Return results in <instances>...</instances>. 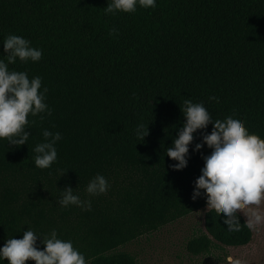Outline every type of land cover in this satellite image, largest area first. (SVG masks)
<instances>
[{
    "label": "trees",
    "instance_id": "obj_1",
    "mask_svg": "<svg viewBox=\"0 0 264 264\" xmlns=\"http://www.w3.org/2000/svg\"><path fill=\"white\" fill-rule=\"evenodd\" d=\"M107 3L0 0V59L8 34L42 50L38 62L9 68L40 76L52 110L43 120L28 117L35 122L24 145L0 139V247L27 228L39 235L55 228L87 264H138L123 247L199 211L204 231L188 241L190 254L250 245L255 232L246 214L238 212L241 229L230 232L223 214L207 209L203 189L191 199L212 150L206 142L192 148L212 123L194 134L183 170L169 167L165 149L185 120V99L203 103L213 119L239 116L264 138V0H156L154 9L116 15L105 14ZM140 123L143 139L135 134ZM43 129L62 137L49 169L34 165ZM98 173L110 188L87 197ZM67 186L91 199L90 211L59 205Z\"/></svg>",
    "mask_w": 264,
    "mask_h": 264
},
{
    "label": "clouds",
    "instance_id": "obj_2",
    "mask_svg": "<svg viewBox=\"0 0 264 264\" xmlns=\"http://www.w3.org/2000/svg\"><path fill=\"white\" fill-rule=\"evenodd\" d=\"M155 7L156 0H108L104 11L106 15H116ZM116 31L112 28L110 34ZM2 43L6 60L0 59V139L18 148L27 143L31 135L26 129L35 121L28 117L39 116L43 120L52 110L46 103L48 89L42 88L40 76L29 78L27 72L9 68L17 60L38 62L42 50L32 47L29 40L16 34H8ZM181 111L185 120L177 129L172 146L165 149L167 157L174 161L169 167L175 171L187 166L194 134L212 123V130L201 132V142L192 148L193 152L199 151L206 142L212 150L203 155L204 164L193 182L191 199H197L203 189L207 193V209L222 213L223 223L230 232L241 229L238 212L245 215V209L247 219L244 224L249 229L264 224V209L260 207L264 203V138L249 132L239 116L228 114L213 119L201 102L185 99ZM135 134L143 139L147 127L138 124ZM42 136L43 142L33 149L34 165L49 169L57 161L56 144L62 137L60 132L48 129L42 130ZM109 188L107 179L98 173L88 182L85 192L87 197H93L106 193ZM58 203L62 208L77 206L86 211L92 208L91 199H81L71 186L61 190ZM40 245H43L42 250ZM5 258L7 264H26L29 260L35 264H87L85 255L74 247L73 241L59 238L55 228L43 235L27 228L22 238H8L0 247V261ZM235 264L240 261L236 260Z\"/></svg>",
    "mask_w": 264,
    "mask_h": 264
},
{
    "label": "rangeland",
    "instance_id": "obj_3",
    "mask_svg": "<svg viewBox=\"0 0 264 264\" xmlns=\"http://www.w3.org/2000/svg\"><path fill=\"white\" fill-rule=\"evenodd\" d=\"M264 209V203L260 206ZM245 214L247 210L245 209ZM203 211L191 214L159 231L145 235L123 247L134 254L138 264H264V224L254 229V241L239 249H214L210 254L194 256L187 250L188 241L201 234Z\"/></svg>",
    "mask_w": 264,
    "mask_h": 264
}]
</instances>
